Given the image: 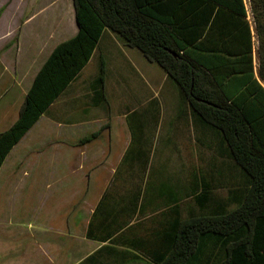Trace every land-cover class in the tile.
<instances>
[{"label":"crops","instance_id":"crops-1","mask_svg":"<svg viewBox=\"0 0 264 264\" xmlns=\"http://www.w3.org/2000/svg\"><path fill=\"white\" fill-rule=\"evenodd\" d=\"M71 1L67 16L47 24L29 17L14 42L0 38L6 39L0 44V132L18 119L51 52L77 34ZM14 88L21 94L4 104ZM32 127L0 169V196L13 183L17 192L40 188L37 221L31 231L19 227L7 234L11 244L1 247V264H155L169 248V229L186 217L169 210L168 189L181 193L178 172L186 155L200 149L202 131L217 136L158 63L109 29ZM6 194L0 211L10 200Z\"/></svg>","mask_w":264,"mask_h":264},{"label":"trees","instance_id":"trees-1","mask_svg":"<svg viewBox=\"0 0 264 264\" xmlns=\"http://www.w3.org/2000/svg\"><path fill=\"white\" fill-rule=\"evenodd\" d=\"M249 1L252 22L245 0H73L78 32L51 52L18 119L0 132V169L109 29L168 73L246 178L217 206L205 180L195 178L184 196L169 187V210L192 194L201 212L173 223L155 264H264V0ZM100 72L103 82V61Z\"/></svg>","mask_w":264,"mask_h":264},{"label":"rangeland","instance_id":"rangeland-1","mask_svg":"<svg viewBox=\"0 0 264 264\" xmlns=\"http://www.w3.org/2000/svg\"><path fill=\"white\" fill-rule=\"evenodd\" d=\"M245 2L248 9V17L252 22L250 1L245 0ZM71 4V0H0V38H4L7 35L11 37L10 41L14 42L21 34L22 29H24L22 23L25 19L33 17L38 23L44 24L46 22L47 24V22L57 18L61 13L67 16L70 13L68 8H71ZM38 27L40 28V26ZM5 40L0 41V44H4ZM257 47L258 41L256 35H254V66L256 75L258 72ZM94 60L98 62V58L95 57ZM88 70H90V67ZM18 94H21L20 91L14 88L5 98L4 104L12 96L13 98L15 96L17 98ZM42 121L43 119L39 122ZM37 124L31 130H37ZM156 136L155 142L159 140V135ZM200 143L198 151L195 150L194 153L186 155L184 170L178 172L179 183L182 184V187H179V190H181L179 195L184 196L186 193H190L191 182L194 176H196L198 181L205 180L207 183L214 204L227 203L229 197L232 195V191L240 192L246 186V178L234 161L226 156L225 153H222L217 136L213 135L210 131H207V133H203L202 131ZM156 157L157 154L154 153L153 158L155 159ZM169 173L174 176L176 172L171 171ZM1 176L2 173L0 174V179ZM0 186H2L1 182ZM16 187L17 185L14 183L9 184V186L6 185L2 190V196H0L4 200L3 193L6 189L7 193L9 192L10 194H6L10 200L5 202L4 205L6 207L0 211L2 217L0 224H3L0 228V249L7 244H11L10 237L7 235L9 232L14 233V230L19 227L24 229V232L31 231L30 227L37 221L35 218L38 215L36 201L39 198L38 192L41 189L35 188L36 192L34 194V192H31L34 189L33 187L19 192H17ZM22 190H25V188ZM41 195L44 196L45 194L42 193ZM234 207V204H228V209ZM180 210H182L186 217L190 214L201 212L192 194L190 197H185L181 202ZM30 224L31 226H29Z\"/></svg>","mask_w":264,"mask_h":264}]
</instances>
